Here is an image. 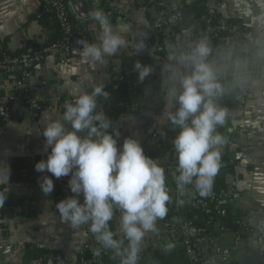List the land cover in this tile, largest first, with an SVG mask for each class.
Masks as SVG:
<instances>
[{
	"label": "crops",
	"instance_id": "1",
	"mask_svg": "<svg viewBox=\"0 0 264 264\" xmlns=\"http://www.w3.org/2000/svg\"><path fill=\"white\" fill-rule=\"evenodd\" d=\"M156 1L147 0V4H143V0H113L114 7L123 9L121 12L117 9L120 13H116L112 8L106 10L102 7V1L67 0L69 18L77 27L86 30L89 43H99L102 29L92 17L98 10L108 16L116 31L123 19L129 21L130 25L126 24L122 29L123 36L128 41L132 33L134 40L116 55L108 57L105 64H91L83 60L78 52L82 46L75 40L71 44L70 60L65 66L56 68L55 59L48 58L33 66L28 85L30 91L40 99L55 96L76 98L85 91L90 92L97 83H103L108 88L122 76L126 71L122 65L123 54L145 58V64L150 65L153 71L143 82H134L139 89L130 96L140 107L141 115L120 120L113 128L120 133L118 146H122L125 137H134L142 144L144 151L151 150L160 155L157 161L164 169L168 167L167 171L165 169L168 185V170L177 165L172 140L178 133L168 115L174 113L177 107L173 105L172 98L180 85V77L190 73L191 69L187 64L178 62L180 57L189 53L169 51V48L176 47L177 39L172 40L168 48L162 49L158 36L154 33L155 38L150 39L147 34V31L152 32L151 25L157 13ZM159 1L166 10L175 11L179 16L174 27L181 34L180 39L185 36L196 39L195 28L203 21L202 4L196 0ZM225 2L226 7L221 10V15L239 24L241 31L239 47L229 64L232 78L221 86L230 95L228 105L218 104L227 109L225 124L217 129L226 140L221 150L227 163L219 177L224 183L223 190L237 195L230 200L228 208L252 224L264 220V0ZM42 4L43 0H0V54H20L55 39V23L39 15ZM141 34H146L147 38L143 39ZM141 43L144 47L137 51L136 46ZM162 51L165 53L164 61L160 56ZM211 66L214 72L220 71L223 67L221 57H213ZM239 88L245 94V104L242 106L233 99V94ZM11 92L10 84L0 77V94L8 96ZM169 102L171 109L168 112ZM98 109L110 118L108 107L101 98H98ZM64 111L53 106L51 110L42 109L32 115L27 109L16 108L11 113L8 126L0 133V181L8 173L7 182L4 185L0 183V190L7 191V197L21 200L25 208L22 214L0 216V246L12 247L8 256H0V264H23L27 245L69 258L72 260L69 264H79L77 251L93 236L87 230V225L73 230L61 222L56 209L59 185L51 173L34 170L28 180L22 177V180L13 181L17 161L25 160L26 163L47 159L51 149L45 150L42 132L47 122L62 117ZM145 118L151 124L145 125ZM44 176H50L54 181V190L48 195L40 188L39 181ZM69 179L70 176L64 177L67 185ZM173 207L174 199L171 197L167 203V214ZM167 214L158 219L155 230L143 238L137 264H188L184 252L165 243L159 234V226ZM119 216L117 211L112 220L116 223L114 238L117 240L122 238ZM214 242L231 250V264H264V256L259 253L252 236H246L240 244H234L232 236L222 238L215 234ZM127 243L124 240L122 247H126ZM104 250L112 255L114 264H120L121 258L113 250Z\"/></svg>",
	"mask_w": 264,
	"mask_h": 264
},
{
	"label": "clouds",
	"instance_id": "2",
	"mask_svg": "<svg viewBox=\"0 0 264 264\" xmlns=\"http://www.w3.org/2000/svg\"><path fill=\"white\" fill-rule=\"evenodd\" d=\"M92 17L102 29L99 43L78 40L82 46L78 52L91 64H105L108 57L126 48L128 41L103 12L95 11ZM143 47L138 44L137 51ZM210 51L207 42L201 40L178 61L191 69L180 77L181 90L175 95L178 106L168 115L178 129L172 144L177 160L176 188L181 196L190 185L202 197L211 194L221 167V146L226 143L217 131L225 124L227 109L215 103L223 90L207 62ZM133 67L140 82L153 71L140 61ZM109 95L103 83H97L90 92L65 103L62 117L50 120L44 127V147L51 151L46 160L35 164V171H47L57 179L70 176L68 186L74 195L56 204L61 222L73 230L87 225L104 249L113 250L121 258L120 264H137L140 244L148 232L155 230L157 220L167 214L170 195L165 169L145 154L138 139L126 137L118 146L119 131L98 109V98L107 99ZM7 179L8 173L0 183L4 185ZM39 183L45 195L54 190L50 176H44ZM6 199L7 191H0V208ZM117 211L122 234L119 240L109 225ZM124 240L128 242L126 247H122Z\"/></svg>",
	"mask_w": 264,
	"mask_h": 264
},
{
	"label": "built area",
	"instance_id": "3",
	"mask_svg": "<svg viewBox=\"0 0 264 264\" xmlns=\"http://www.w3.org/2000/svg\"><path fill=\"white\" fill-rule=\"evenodd\" d=\"M102 1V0H98ZM203 7V25L194 33V37L185 36L182 39L181 34L175 30V25L179 21V16L175 11L166 10L164 4L157 0V13L151 25L152 31L159 38V46L162 49L168 48L170 42L179 39L176 47L169 48L170 52L182 51L191 53L195 44L207 37L210 53L207 62L211 65L212 59L219 56L222 59L223 67L220 71L214 72L217 82L222 86L229 82L232 74L229 70V64L239 47L240 31L239 24L234 23L221 15V10L226 7L225 0H196ZM67 0H43L39 10V15L55 22L57 29L61 33L60 41L30 49L20 54L1 53L0 54V77H3L12 88L8 96L0 94V133H2L11 121V113L16 108L27 109L30 114H37L42 109L51 110L53 106L59 110H65L66 102H74L75 98L55 96L52 98L40 99L29 89L28 80L33 66L43 63L48 58H54L56 68L63 67L71 57V44L75 40H87V32L83 28L74 25L67 12ZM114 12L120 13L116 7L111 6ZM117 27V32L123 36L122 29L130 25L126 19ZM134 34H129L128 44L131 45L134 40ZM143 39L146 34H141ZM118 82H124L128 94L134 91V82L138 80V73L135 69L127 72L126 78L122 75L117 79ZM111 92L116 94L118 87L113 85ZM221 94L215 97V103L218 105ZM234 101L242 106L245 104V94L242 89L233 94ZM117 107L133 109L136 104L131 98L120 100ZM157 160V159H155ZM37 161H27L21 170L22 177L29 179L31 172L35 170ZM226 161L221 157V167L218 173L226 169ZM173 172L169 176V195L174 199V207L168 212L164 221L159 226V234L162 240L171 247L180 248L188 261V264H231V250L220 246L214 242V235L218 234L225 238L230 235L233 237L234 244H240L246 236H252L255 245L261 255L264 256V220H257L249 223L245 218H233L231 228L226 227L221 221L229 216L228 204L230 200L237 197L235 193H227L225 190L211 191V194L205 197L190 185L186 189V194L181 196L176 188V176L178 175L177 165L170 170ZM65 177V176H64ZM64 177L54 180L59 185L58 190L65 193L68 185ZM60 182V183H59ZM1 191V190H0ZM67 198V197H65ZM63 195H57L56 200L65 199ZM180 198L189 200V216L186 221L180 217L178 201ZM22 208L5 207L0 208V216L5 214L18 215ZM11 246H0V256H8L11 253ZM107 252L96 241L93 235L77 251V262L79 264H100L101 259ZM72 260L59 254H51L46 260H35L30 264H69Z\"/></svg>",
	"mask_w": 264,
	"mask_h": 264
},
{
	"label": "trees",
	"instance_id": "4",
	"mask_svg": "<svg viewBox=\"0 0 264 264\" xmlns=\"http://www.w3.org/2000/svg\"><path fill=\"white\" fill-rule=\"evenodd\" d=\"M112 3H113V0H102V7H104L106 10H110L111 6L113 5ZM142 3L143 4H147V0H143ZM70 21L75 25V23L71 19H70ZM152 32L151 31H147V34L150 36V39H154L155 38L154 32L153 33ZM56 35L57 36L55 37V39L49 41L48 44H45L43 46H46V45L52 44L54 42L60 41L61 33H60L59 29H57V34ZM203 40L206 41V42L209 41V39L207 37H204ZM164 54L165 53L163 51L160 53V56H161L163 61H164ZM136 61H140L142 64L146 65L145 64V58L135 57L134 55L123 54L122 65L126 68V71L123 73V76L125 78H126L127 72L132 70V69H134L133 65H134V63ZM163 66H165L164 63H163ZM113 85H116L118 87V92L116 94L111 92V88H112ZM126 87L127 86H126V84L124 82H118L116 80V81H114L112 83V85L110 87L105 88V90L110 93L109 97L107 99H104L103 97H100L102 99V101H104V104H106L107 107H108L109 116H110V119H111V122H112L113 126H115L116 123H118L120 120L126 119L128 117H133V116L134 117H138V116L141 115L139 106H136L134 109L117 107L116 104L120 100L126 99V98L129 99L130 96H131V94H128V90H127ZM138 89H139L138 85L134 86V91H136ZM180 90L181 89H180V85H179L178 88H177L176 93L174 94V96L172 98V103L175 106H178L176 104L175 95L178 94ZM220 94H221V97H220V100H219L218 104L221 105L222 103H225V104L228 105V99L230 98L229 97L230 95L226 94L224 92V90ZM110 97H112V98H110ZM113 97H116L117 99H113ZM144 121H145V125L151 124L149 119L145 118ZM145 154L147 156L152 157L153 159H159L160 158V155L158 153H156L154 151H151V150L150 151H145ZM223 159H224V157H223ZM35 160L39 162L38 159H35ZM24 161L25 160L16 162V164H15V174L13 176V181L22 180L21 170L25 166ZM222 189H224V183H223V180L219 177V173H218L216 175V177H215L212 190L213 191H220ZM57 195H63V197L65 198L68 195H74V194L71 192L70 188L68 187V189H67V191L65 193H61V191L58 190ZM79 199H80L81 202H83V195H81L79 197ZM4 206L5 207L20 206L22 208L20 214L25 212V208H23L21 200H18V199L14 198V197H7V199H6L5 203H4ZM239 217H241V215L239 213L234 212V211L229 209V216L226 219L222 220L221 222L224 223L226 225V227L231 228L232 227L231 223H230L231 220L233 218H239ZM109 225H110L111 230L115 233V231H116V223L114 221H110ZM51 254H54V253L46 252V251L38 248L37 246L27 245L26 248H25L24 256H23V264H30L31 262H33L35 260H43L44 261ZM114 262H115V260L113 259L112 255L111 254H106L105 256L102 257L100 264H114Z\"/></svg>",
	"mask_w": 264,
	"mask_h": 264
},
{
	"label": "water",
	"instance_id": "5",
	"mask_svg": "<svg viewBox=\"0 0 264 264\" xmlns=\"http://www.w3.org/2000/svg\"><path fill=\"white\" fill-rule=\"evenodd\" d=\"M117 7V6H116ZM117 9L121 12L123 11L122 8H119V6L117 7ZM203 23H201L197 28H195V31L197 32L201 27H202ZM189 34L191 33V31L188 32ZM180 39V38H179ZM178 39V40H179ZM174 90L175 88L172 90L170 96H172V94L174 93ZM171 109V105H170V102L168 103V112L170 111ZM147 117H150L149 114H146ZM156 122H159L156 121ZM123 123V122H122ZM167 166H166V171H167ZM173 174V172H168V176H171ZM167 179V178H166ZM168 186V185H167ZM171 198V196H170ZM173 199V198H172ZM173 201V200H172ZM189 203L190 201L189 200H185L183 198H180L179 201H178V206H179V213H180V217L183 221H186L188 216H189Z\"/></svg>",
	"mask_w": 264,
	"mask_h": 264
}]
</instances>
